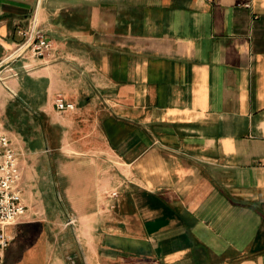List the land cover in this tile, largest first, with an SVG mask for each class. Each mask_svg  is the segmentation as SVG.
I'll list each match as a JSON object with an SVG mask.
<instances>
[{"label":"crops","instance_id":"1","mask_svg":"<svg viewBox=\"0 0 264 264\" xmlns=\"http://www.w3.org/2000/svg\"><path fill=\"white\" fill-rule=\"evenodd\" d=\"M0 124L7 264H264V0H0Z\"/></svg>","mask_w":264,"mask_h":264},{"label":"built area","instance_id":"2","mask_svg":"<svg viewBox=\"0 0 264 264\" xmlns=\"http://www.w3.org/2000/svg\"><path fill=\"white\" fill-rule=\"evenodd\" d=\"M23 35L24 40L8 59L24 50H29L34 56L44 57L49 54L52 49L51 41L38 28L35 19L31 21ZM54 104L61 111L74 108L73 103L66 102L61 96L55 98ZM24 211L18 153L12 147L9 136L0 124V264H7L4 261V250L8 245L5 230Z\"/></svg>","mask_w":264,"mask_h":264},{"label":"rangeland","instance_id":"3","mask_svg":"<svg viewBox=\"0 0 264 264\" xmlns=\"http://www.w3.org/2000/svg\"><path fill=\"white\" fill-rule=\"evenodd\" d=\"M12 145V147H13V144H11Z\"/></svg>","mask_w":264,"mask_h":264}]
</instances>
